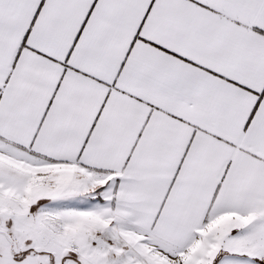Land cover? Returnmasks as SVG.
<instances>
[{
    "label": "snow or ice",
    "instance_id": "snow-or-ice-1",
    "mask_svg": "<svg viewBox=\"0 0 264 264\" xmlns=\"http://www.w3.org/2000/svg\"><path fill=\"white\" fill-rule=\"evenodd\" d=\"M0 264H264V0H0Z\"/></svg>",
    "mask_w": 264,
    "mask_h": 264
}]
</instances>
